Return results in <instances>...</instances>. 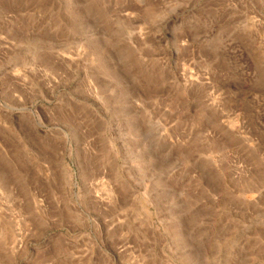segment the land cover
Instances as JSON below:
<instances>
[{"label": "rangeland", "instance_id": "obj_1", "mask_svg": "<svg viewBox=\"0 0 264 264\" xmlns=\"http://www.w3.org/2000/svg\"><path fill=\"white\" fill-rule=\"evenodd\" d=\"M0 264H264V0H0Z\"/></svg>", "mask_w": 264, "mask_h": 264}]
</instances>
